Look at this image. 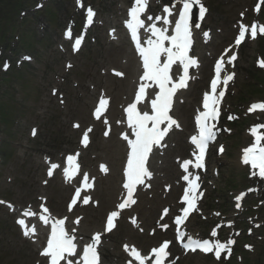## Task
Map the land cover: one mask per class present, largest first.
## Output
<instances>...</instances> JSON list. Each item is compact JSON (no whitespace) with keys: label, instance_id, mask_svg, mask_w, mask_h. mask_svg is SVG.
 Segmentation results:
<instances>
[{"label":"rangeland","instance_id":"374dc122","mask_svg":"<svg viewBox=\"0 0 264 264\" xmlns=\"http://www.w3.org/2000/svg\"><path fill=\"white\" fill-rule=\"evenodd\" d=\"M16 2L24 3L20 10L21 12L25 10L27 15L22 17L21 13H14L15 15L11 16L9 13L11 7L7 5ZM38 2L43 3L44 8L34 12V6ZM86 2L98 6L101 18L107 19V22L103 27L94 30L98 36L95 43L90 39L83 51L74 56V59H70L68 53L60 51L61 44L64 45L61 42V31L68 20L81 17L80 13L75 12L74 0H0V48L5 50L4 58L14 60L10 71L6 74L10 78L4 80L2 77L6 72L1 69L3 59L0 58V139L2 141L0 198L11 200L22 207L32 202L37 203V197L44 193L57 214L61 215L65 212V202L70 191L57 179L48 186L42 184L45 180L43 157L49 155L56 159L64 152H72L77 147L79 132L72 129L71 123L79 121L84 127L91 122L90 108L95 97L90 96V93L94 87L99 90L104 86L108 91V86H112L113 83L125 81V79L116 80L108 74L109 67L118 66L109 60H121L126 56L124 49L116 48L115 43L108 40L106 31L122 15L118 7L129 0H86ZM206 2L211 6L207 23L213 29L215 39L205 49L198 50L199 54L205 55L203 57L205 63L208 62L210 53L213 51L218 53L231 41L235 32V22L240 18L239 13L254 0H206ZM258 18L264 21V6ZM122 42L128 49L127 44ZM240 52L236 83L225 103L226 111L230 114H238L239 119L229 124L233 133L221 139L225 144L226 153L221 157L214 155L210 160L211 165L218 168L219 175L212 176L206 182L207 198L204 202V210L207 211L205 214L208 218L210 211L215 209L223 210L226 216L235 218L236 213L232 209L231 198L238 191L252 184V181L247 179L248 171L238 164L240 150L246 148L250 141L247 140L248 126L253 122H264V113L251 115L248 113L251 102L264 100V68H259L260 63L264 61V37L247 42ZM26 53L34 56L32 64L17 66L15 60L20 59L19 54ZM67 60H72L71 62L74 63L71 70L65 67ZM52 88H59L60 92L66 93V104H60L59 99L51 94ZM110 94L113 96L112 93ZM196 97L192 109L199 101L200 91ZM184 98L186 103L183 105V111H186L191 98L189 96ZM187 111L190 113L191 126L192 110L189 108ZM32 126L39 128L36 139H31L29 136V129ZM103 142L105 140L100 134H95L93 145L84 153V158L92 159L93 170H96L97 161L108 160L111 156L103 147ZM175 153L169 154L171 161ZM105 188L106 180H102L95 193L101 201L104 198ZM158 190L160 192V186ZM260 198L264 200V195L258 198L250 195L245 212L237 218L238 221L243 220L244 223L239 225V228L244 230L253 227L250 218L253 220L258 218V221L263 223L253 237L242 240V243L253 244L255 248L252 252L239 250L230 264H264V201L260 212H253L251 208ZM112 206L113 203L104 207L102 213ZM159 207L160 205L150 217L151 221L145 223L148 228L153 226ZM98 209L89 207L82 209L80 213L86 218L87 212ZM195 222L198 226H192L191 229L205 234L212 225L203 221L200 216L195 217ZM93 224L90 229L95 227ZM101 224L102 220L96 227L100 228ZM121 226L128 227L125 222ZM133 232V238L130 236L128 238L138 242L145 238L151 240L146 235ZM123 236L126 235L119 229L110 238L114 245L119 246ZM0 264H37L34 245L19 236L13 224V217L1 206ZM178 264L227 263H217L211 257L197 254L184 257Z\"/></svg>","mask_w":264,"mask_h":264},{"label":"snow or ice","instance_id":"6c2138e0","mask_svg":"<svg viewBox=\"0 0 264 264\" xmlns=\"http://www.w3.org/2000/svg\"><path fill=\"white\" fill-rule=\"evenodd\" d=\"M264 2V0H262ZM149 0H133V6L129 9V19L125 22L126 28L130 32L131 40L134 42V46L138 52L142 61L143 74L141 76V83L138 86V92L135 95L134 102L130 103L126 108L127 124L134 133V139H129L128 134L122 133V138L127 141L130 147V153L127 158L126 168V183L123 187L127 190V199L118 205L120 210L125 209L129 203H135L133 199V190L137 185L144 184L145 179H150L152 173L147 167V160L149 154L152 152L153 146H159L162 139L167 135L168 131L173 127H179L177 122L169 115V111L172 104V98L174 93L178 89L186 87V80L189 77L190 66L196 65L197 61L188 55L191 43H192V9L194 5H199L200 17L203 18L206 9L200 3V0H172L171 6L165 5L162 9L163 15H157L153 17L148 15L146 17L149 23L146 25L144 14L147 11ZM179 3L182 8L178 10L175 15L177 18L173 21L170 19L174 15L173 8L175 4ZM256 10H260V5L257 4ZM94 15L91 8L88 9L89 19ZM153 20L161 22L163 26H158ZM169 27L172 28V34L169 33ZM195 27L199 28V24ZM145 33V39L142 41L140 37V31ZM246 28H242L239 32V36L236 40V44L239 45L245 38ZM259 31L264 33V26H261ZM257 34V28L252 26L251 35L255 38ZM69 37L71 32L66 33ZM207 35V33H205ZM81 43V39L77 38L74 48L78 49ZM163 57V59H162ZM236 59L235 55H232L229 63ZM222 61L217 63L215 67V79L211 82V92L205 93L203 97V109L197 117V123L199 125L198 135L192 136V143L198 148L199 154L196 156L195 168L200 169L203 167L200 161L203 160L205 150L208 143L214 140L216 132L214 131L215 125L212 121H215L219 116V98L224 96V92L220 91L217 95L218 81L221 80ZM179 63L183 68V75L178 80L174 81L172 78L173 65ZM264 66V61L261 62ZM234 74H229L223 79V84L226 86L228 81L233 79ZM158 86L159 91L156 92L155 98L151 99V114L149 111L141 112L138 109V103H140L146 97V90L149 87L148 82ZM107 101L101 99L99 106L95 110L97 118H99L102 109H104ZM257 109L264 110V103L252 104L249 111ZM231 118V117H229ZM165 127H161L164 125ZM151 125V126H149ZM78 126V125H77ZM258 128H264V125H259L252 128V134L255 138V142L250 147L243 150L242 162L244 164H250L253 170L258 169L259 176L264 178V145L261 144L264 141V134H258ZM91 131V129H89ZM35 135V130L33 131ZM107 136L108 133L106 132ZM89 137L87 133L83 135L82 143L87 145ZM220 151H223L221 148ZM70 166L73 165L74 157L69 155L67 157ZM191 161H185L183 167L185 170L189 168ZM58 167L56 164H52L51 168ZM78 167V166H76ZM104 171H107L104 166H101ZM71 168L66 170L70 175ZM51 171L49 175H51ZM255 174V171L253 172ZM87 187L91 185L87 184L88 176L85 174L83 177ZM185 181H188L190 187L188 188L183 200L187 202V207L182 209L183 215L175 217V224L181 225L189 215L190 211L195 208V198L190 195L198 187L195 180H191L189 175L183 177ZM198 180V177L195 178ZM251 191V190H250ZM80 190L78 189L75 196L80 197ZM239 199V197L237 198ZM2 203V202H0ZM72 205L77 203L76 199L72 200ZM83 203H89V199L86 197L83 199ZM239 207V205H237ZM71 210V206H70ZM45 213L48 212L47 208H44ZM167 212V210H165ZM26 215L28 213H25ZM35 215V213H32ZM119 211H112L107 218V231H111L114 227V218H118ZM47 224L51 220V233L50 238L47 241V247L43 250L42 255L50 257V264H74L72 257L77 255V244L75 243L76 237L72 234L75 229L70 232L66 229L65 223L67 218L56 219L50 217H42ZM134 222V221H133ZM20 225H24L23 219L18 220ZM75 224L79 223V219L74 221ZM35 232V229H32ZM29 231H25L24 235H29ZM212 236H216V232L213 231ZM185 233L180 232L178 238L185 250L196 249L202 250L204 253L212 252L215 249V255L219 259L221 251L225 250L226 244L219 241L213 242L210 240H199L188 238L187 242H184ZM101 240V233H96L92 242L87 244L82 251V260L76 261V264H96L97 254L96 246ZM234 241L229 240L228 245L233 244ZM170 242L165 241L157 248H154L152 252L155 254V264H164V259L167 257V249ZM127 245L125 248L127 249ZM230 254V247L228 248ZM140 264H144L145 258L135 249L131 252Z\"/></svg>","mask_w":264,"mask_h":264},{"label":"bare ground","instance_id":"6f19581e","mask_svg":"<svg viewBox=\"0 0 264 264\" xmlns=\"http://www.w3.org/2000/svg\"><path fill=\"white\" fill-rule=\"evenodd\" d=\"M109 61H112V62H115L117 64H119V61L118 59H111ZM111 63V62H110ZM110 63H107V64H110ZM123 68L125 70H127L129 72V75L127 78V80L123 83H117L115 86H114V89H113V86L110 87V92H113L115 93V99H116V102L117 101H121L120 100V97L121 95H129V92H130V88H131V84H132V81H133V78L136 74V70H137V62H136V59L135 57L132 55H130V58H128V62L125 63V64H122ZM195 86L194 85L193 87L190 88V91L188 92V95L194 97V90H195ZM189 90V89H188ZM185 93V92H184ZM92 96H93V93H91ZM116 104V103H115ZM113 105V109L115 110L116 109V105ZM182 106H179V116L180 118H182L183 120V123L186 127L189 126V119L188 117H185V114L182 112ZM175 140H178V148H177V152L180 153L184 147L183 145V140L181 137H177ZM105 147H111L112 149L110 148H107L109 153L111 154V161H112V164H113V173L110 177L106 178V188H105V193H104V200H103V203H102V208H104L105 206L109 205L112 203L114 197L118 194L119 192V188L116 187V181H117V175H118V165H119V158H120V155L121 153L123 152V143L118 139V140H115L113 141L112 143L110 144H104ZM161 167V166H160ZM165 170L168 172V179H170L169 177V174L171 175H175L177 170L175 168V166L171 163H169L167 166H165ZM166 202V200H163L162 198L159 197V195L156 196L155 198V204L157 203H164ZM102 208H100L99 211H96V212H89V217H88V220L86 221V224H84L83 226V229L82 231H86L87 229L90 228V225L92 223L95 224V226L97 225L98 223V220L100 219V216H101V210ZM147 215V218L144 219V221H147L149 219V215ZM192 221H195V219L193 218ZM122 232H125L124 230H122ZM108 255V256H107ZM120 257V254L114 250V253H106V260L107 261H113V259L115 258H118Z\"/></svg>","mask_w":264,"mask_h":264}]
</instances>
